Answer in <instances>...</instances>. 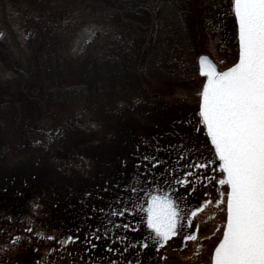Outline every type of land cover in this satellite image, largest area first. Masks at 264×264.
Returning <instances> with one entry per match:
<instances>
[{
    "label": "trees",
    "instance_id": "obj_1",
    "mask_svg": "<svg viewBox=\"0 0 264 264\" xmlns=\"http://www.w3.org/2000/svg\"><path fill=\"white\" fill-rule=\"evenodd\" d=\"M16 1L25 40L0 34V247L32 254L0 262L38 264L48 247L70 256L55 264L107 263L102 241L85 252V221L103 223L138 148L173 119L164 98L196 73L201 1ZM69 232L80 239L63 245Z\"/></svg>",
    "mask_w": 264,
    "mask_h": 264
},
{
    "label": "snow or ice",
    "instance_id": "obj_2",
    "mask_svg": "<svg viewBox=\"0 0 264 264\" xmlns=\"http://www.w3.org/2000/svg\"><path fill=\"white\" fill-rule=\"evenodd\" d=\"M231 7L238 25V59L230 67L219 71L208 56L199 57L200 72L207 77L200 92L199 122L204 126L214 147V151L210 153L213 160L200 163L195 155L189 153L185 156L186 150H181L176 152L174 157L179 163H173L160 153L167 151L170 154L175 146L171 145L165 149V145L157 142V146L152 149L156 155H145L143 160L137 159L136 164L137 168H144L147 180L153 181L156 177L149 172L150 168L153 172L157 165L164 168L165 173L160 176V179H164V176L169 174L171 164L173 171L179 170L181 179L178 183L189 185L188 192L184 193L188 196L189 192L195 189V184L189 179L196 175L192 169H204L210 163H218V184L226 186L227 191L221 190L215 203L219 205L226 201V221L222 238L215 246L211 264H264V0H232ZM215 157H218V161ZM171 178V175H168V179ZM196 179H204L207 182L208 178L197 175ZM141 182H144L143 177ZM164 182L167 184L168 180ZM125 187L130 195L125 197L121 192L114 203L126 204L131 195L138 196L140 192L139 188H132L130 185ZM209 203H212L211 198L203 200L199 206H190L185 201L167 194L159 195L155 191L149 193L146 201L147 225L155 233L151 237L156 241L155 246L165 244L170 237L182 232L181 221L185 217L191 225L193 217ZM139 206L137 204L127 210L134 211L135 207ZM92 207L95 208V205ZM99 211L124 215V212L118 211V208L113 209L111 205ZM106 222L113 224L111 220ZM131 226L118 223L119 228ZM85 227L88 228V231L83 233L85 252L97 247V244L92 243V240H96L102 241L103 248L107 251L120 253V248L112 242L113 237L109 235L108 228L100 224L93 227L86 221ZM28 231L32 229L29 228ZM75 231L79 232L80 229ZM195 238L196 232L183 237L184 240ZM51 239L58 238L53 236ZM79 239L80 236L69 232L60 243L68 245ZM115 239L120 240L121 237ZM147 244L148 240H145L144 246ZM124 251L127 252L128 249ZM89 264L97 262L90 258ZM107 264L117 262L109 259ZM124 264L131 262L125 260Z\"/></svg>",
    "mask_w": 264,
    "mask_h": 264
},
{
    "label": "rangeland",
    "instance_id": "obj_3",
    "mask_svg": "<svg viewBox=\"0 0 264 264\" xmlns=\"http://www.w3.org/2000/svg\"><path fill=\"white\" fill-rule=\"evenodd\" d=\"M200 1V7L202 8H198L191 24L195 30L194 33L197 35L198 48H200L195 57L196 73L187 85L179 87L169 96H165L164 101L167 102V105L169 104L172 110L171 118L173 119L167 121L166 130L160 132L159 134L161 135L156 136V138L149 136L144 144L138 148L137 157L140 160H143V157L148 154L156 155L152 149L157 146V142L165 145V149L171 145L175 146L171 149L170 154L167 151H161L160 153L161 156H167L173 163H179V161L174 160V157L176 152L181 150H186L185 156L189 153L195 155L200 163H205L206 160H213L210 153L214 151V148L207 137L204 126L199 122L200 92L206 75L199 72L198 57L201 54L207 55L216 64L219 71L231 65L235 62L238 54L237 28L234 11L231 7L232 0ZM208 3H216L215 7L219 6L216 9L221 15L220 24L218 23V19L212 14L211 8L207 6ZM0 34L7 37L12 44L13 34L22 43L25 40L26 27L22 22L16 0H0ZM181 141H183V144H181ZM214 159L218 161V157ZM185 165H187V160H185ZM131 167L133 168V170L131 169V174L134 177L133 180L129 181V178H127L125 183L119 180L114 191L115 195L113 193L111 200L106 205V209L111 205L113 209L118 208V211L124 212V215L118 216L113 215L111 212H104V217H102L103 223H95L104 227L108 225V229L112 226L113 229L111 231L109 229V235L113 237V244L120 248V253L109 252L106 249L101 250V252L115 260L117 264H124L125 260L130 261L131 264H210L211 252L220 237L225 213L224 202L217 205L215 200L219 199V192L221 190L227 191L226 186L218 184L220 173L218 163H210L204 169H192L196 175L189 179L195 184V189L189 192L188 196H185L184 193L188 192L189 185L178 183L181 179L179 170L173 171L171 164L169 165L168 174L171 175V179H168V175H165L164 179H160L161 174L165 173L164 168L157 165L154 172L150 168L149 172L156 177L154 181L147 180L144 168H137L136 162ZM83 168L86 167L81 166V170ZM197 175L207 177V182L204 179L197 180ZM142 177L144 178L143 183L141 182ZM164 180H168V183L166 184ZM125 185L139 188L140 192L138 196L131 195L126 204L114 203L113 201L118 200L121 192L124 193L125 197L130 195ZM149 185L158 188L169 187L178 195V199L185 201L190 206H199L203 200L208 198H211L212 203L205 205L193 217L191 225L188 224L185 217L181 221L184 229L183 232H179L177 236L170 237L165 244L157 247L155 246L156 241L151 239L155 234L146 226L144 221V194ZM205 193L208 195L205 196ZM137 204L140 206L135 207L134 211L127 210ZM108 220L113 221V224L109 225L106 222ZM119 222L132 226L119 228ZM136 225H139V227ZM197 225L199 226L198 228ZM191 232H196V238L184 240L183 237L189 235ZM115 237H121V239L116 240ZM145 240H148L146 247L144 246ZM47 241H52V239L48 237ZM198 245L199 247H197ZM124 249H128V251L125 252ZM0 254L5 255L7 258H14L20 255L30 257L32 252L28 250L16 252L14 250H4L0 247ZM59 257H65L67 259L66 262L70 259L68 253L62 252L60 249L48 247L41 249V263L55 264L53 260Z\"/></svg>",
    "mask_w": 264,
    "mask_h": 264
},
{
    "label": "flooded vegetation",
    "instance_id": "obj_4",
    "mask_svg": "<svg viewBox=\"0 0 264 264\" xmlns=\"http://www.w3.org/2000/svg\"><path fill=\"white\" fill-rule=\"evenodd\" d=\"M152 191H155L157 194H162V195H164V194H167V195H169V196H171V197H174V198H179L178 197V195L177 194H175V192L174 191H170V188L169 187H167V188H158V187H156V186H152V187H148L147 189H146V191H145V194H144V196H145V202H144V206H143V209H144V221H145V224H146V226L148 227V225H147V219H146V217H147V213H146V207H147V205H146V201H147V199H148V194L149 193H151ZM224 209H225V213H224V222H225V218H226V201L224 202ZM181 224H182V222H181ZM183 226V225H182ZM189 227V226H188ZM223 227H224V225L222 226V231H223ZM149 228V227H148ZM150 229V228H149ZM150 230H152V229H150ZM184 230V229H183ZM222 231H221V234H222ZM152 232L154 233V231L152 230ZM183 232V231H182ZM155 234V233H154ZM221 234H220V236H221ZM220 238V237H219ZM219 238H218V240H219ZM217 240V241H218ZM217 241H216V243H217ZM216 245V244H215ZM215 245H214V247H215ZM214 247H213V249H214ZM213 249H212V252H213ZM212 252H211V258H212ZM210 264H211V259H210Z\"/></svg>",
    "mask_w": 264,
    "mask_h": 264
},
{
    "label": "water",
    "instance_id": "obj_5",
    "mask_svg": "<svg viewBox=\"0 0 264 264\" xmlns=\"http://www.w3.org/2000/svg\"><path fill=\"white\" fill-rule=\"evenodd\" d=\"M235 16V15H234ZM236 21V20H235ZM236 26H237V42H238V55H237V59H238V57H239V41H238V25H237V22H236ZM201 55H205V54H201ZM200 55V56H201ZM199 56V57H200ZM207 56V55H206ZM199 57H198V66H199V72H200V65H199ZM210 59V58H209ZM236 59V60H237ZM211 60V59H210ZM212 61V60H211ZM213 62V61H212ZM236 62V61H235ZM234 62V63H235ZM214 63V62H213ZM231 65H229L228 67H230ZM224 70V69H223ZM223 70H221V71H223ZM201 73V72H200ZM206 79H207V77H206ZM206 79H205V81H206ZM204 81V82H205ZM202 88H203V86H202ZM202 91V90H201ZM200 99H201V97H200ZM199 104H200V100H199ZM209 140H210V138H209ZM211 142V141H210ZM214 148V147H213ZM159 195H162V194H159ZM146 219H147V217H146ZM225 221H226V219H225ZM222 234H223V231H222ZM220 238H222V235H221V237ZM218 242H219V240H218ZM217 242V243H218ZM216 243V244H217ZM216 246V245H215ZM214 250H215V247H214V249H213V252H212V255H213V253H214ZM3 264H10V263H3ZM38 264H44V263H38ZM89 264V263H88ZM97 264H107V263H102V262H97Z\"/></svg>",
    "mask_w": 264,
    "mask_h": 264
}]
</instances>
